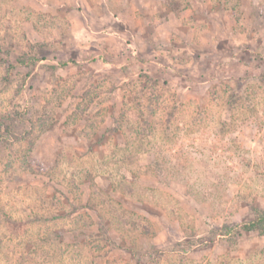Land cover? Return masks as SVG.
<instances>
[{
	"label": "rangeland",
	"instance_id": "1",
	"mask_svg": "<svg viewBox=\"0 0 264 264\" xmlns=\"http://www.w3.org/2000/svg\"><path fill=\"white\" fill-rule=\"evenodd\" d=\"M256 209L264 0H0V264H264Z\"/></svg>",
	"mask_w": 264,
	"mask_h": 264
},
{
	"label": "trees",
	"instance_id": "2",
	"mask_svg": "<svg viewBox=\"0 0 264 264\" xmlns=\"http://www.w3.org/2000/svg\"><path fill=\"white\" fill-rule=\"evenodd\" d=\"M24 64V61H20ZM63 66L68 65L63 63ZM237 227V226H236ZM240 232H255L257 231L260 235H264V211L260 209L255 210V218L249 223L238 225Z\"/></svg>",
	"mask_w": 264,
	"mask_h": 264
}]
</instances>
